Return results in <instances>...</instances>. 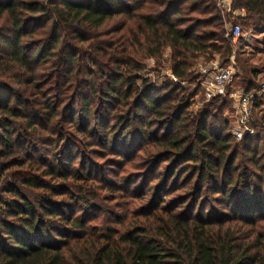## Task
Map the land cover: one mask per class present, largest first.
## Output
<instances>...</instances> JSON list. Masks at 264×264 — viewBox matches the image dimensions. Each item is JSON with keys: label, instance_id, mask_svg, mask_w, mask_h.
<instances>
[{"label": "trees", "instance_id": "1", "mask_svg": "<svg viewBox=\"0 0 264 264\" xmlns=\"http://www.w3.org/2000/svg\"><path fill=\"white\" fill-rule=\"evenodd\" d=\"M144 4L148 6L145 12L137 15L139 23L134 41H131L135 51L128 44L118 52L117 46L113 49L110 44L88 43V50L84 52L82 47H75L78 43L61 41L60 30L69 28L79 44H85L81 42L89 38L91 30L114 16H131ZM184 4L186 7L180 9ZM232 6L245 11L246 15L241 19L245 23L264 25V0H232ZM215 9V3L211 7L208 0H0V15L8 17L12 31L9 42L0 44L7 49L5 52L9 54L12 66L16 64L32 75V61L51 64L55 82H58V87L52 91L58 94V104L54 107V103L42 104V111L39 110L34 118L20 95L12 92L7 96V85L0 84V159L3 160L0 162V181L12 166L21 167L26 163L30 166L27 173L0 183V264H264V235L257 233L249 239L250 234L243 231V227L254 229L255 218H264V123L259 125L254 139H241L250 154L251 167L246 165L239 170L240 167L233 165L239 154L238 148L234 151L227 135L214 133L208 127L216 124L213 114L208 109L196 113L184 111L190 107V98L196 92L188 97H172L180 87L170 82L152 96L154 89L147 85V79L141 80L145 87L139 90L135 84L141 77H130L131 70L126 68L130 66L134 71L143 68L131 54L137 55L140 51L146 57H155L169 46L173 52V76L189 82L198 80V88L200 74L194 75L191 70L193 61L200 56L210 59L212 53H216L226 62L232 53L223 22L217 13H213ZM31 20L37 22L44 35L51 22L49 41L23 58L19 42L22 36L34 32L35 29L28 30ZM116 53L130 58L115 61L114 72L105 75V94L124 102L135 91L133 101L148 108L158 121L159 132L162 130L157 143L164 148L153 162L158 166L160 162L168 161L162 175L164 187L171 186L172 192L186 188L177 205L171 206L161 204L165 194L158 189L151 208L152 213L156 210L157 214L142 211L140 216H149L150 220L142 224L130 223L122 230L110 226L89 227L82 216L66 215L65 211L75 206L65 200L68 191L64 184L67 180H79V177L80 180L91 178L84 172L61 170L64 161L70 165L76 158L72 157L69 143L63 156H56L55 152L52 163L45 160L49 165L41 164L37 159L39 166H33L28 155L29 138L23 137L25 133H15L13 126L16 119L25 121L26 127L37 128L42 120L51 126L61 112L70 127L74 126L73 119L78 115L79 124L74 128L82 135L88 133L94 137L95 129L89 128L90 99L84 97L80 111L67 115L75 97H71L72 91L68 94V87L58 79L80 83L77 81L82 80L80 74L91 75L86 65L90 68L101 65L103 57L108 60ZM3 55L0 52V58ZM257 88L250 86L245 91ZM219 99L213 98L207 105ZM220 104L225 106V100L221 99ZM171 108L173 111L170 112ZM129 118H121V129L131 126ZM261 119L264 121V114ZM226 125L223 121L220 129H225ZM53 135L55 139L51 145L62 147L70 141L69 133L63 129L52 131ZM258 148L261 150L256 151ZM54 178L62 183L59 186L50 184ZM22 189L40 193L29 197ZM54 195L63 198L56 200ZM206 195L222 206L220 210L209 212L210 216H205L203 204L209 198L198 203ZM86 196L81 198L87 204L96 199L93 193ZM161 214L168 216L169 222L163 221L159 217Z\"/></svg>", "mask_w": 264, "mask_h": 264}, {"label": "rangeland", "instance_id": "2", "mask_svg": "<svg viewBox=\"0 0 264 264\" xmlns=\"http://www.w3.org/2000/svg\"><path fill=\"white\" fill-rule=\"evenodd\" d=\"M208 3H210L211 7L215 3L216 9L213 10V13H217L220 16L226 32L231 27L239 25L242 35L238 37L236 43L232 44L230 42L232 53L228 61L223 62L219 54L212 53L210 59H207L206 56L196 58L193 61L195 64L191 70L194 75H199L202 69H212L215 66L224 67L227 64H232L236 72L231 83L226 87L225 96L214 97L220 99L211 105H207L212 100L206 98L201 85H198V88L196 87L198 80L196 82H189L188 80H179L174 77L171 70L173 52L169 46L164 47L161 53L155 57H146L140 51L137 55L131 54L135 55L136 59L134 57L133 59L139 61L143 68L139 71L132 70L130 66L126 68L131 70L129 72L130 77H141L135 84L139 90H143L145 87L141 80L147 79V85L154 89L151 94L152 96H154L157 89L162 91L163 85L170 82L180 87L172 97L177 96L179 98L181 95L188 97L196 92L190 98V107L184 111L196 113L200 110L208 109L213 114V119L216 123L215 126L208 125V127H211L214 133L217 132L222 136L227 135L228 143L234 151L238 148L239 154L236 155L233 165L240 167L239 170L246 165L250 168L251 166H249L248 161L250 154H247L246 146L241 142V139L244 137L254 139L255 134L260 129L259 125L264 123L261 119L264 110H254L250 120L243 122V118L240 117L237 110V98L234 95L237 90L246 92L245 89L250 86L259 87L260 83L264 81V25L254 26L251 23L242 21L241 19L245 17L246 13L243 9L234 8L232 0L230 6H226L223 14L217 8L216 0H208ZM147 6V4H144L135 14H132L133 16H114L101 27L91 30L89 38L85 42H81L85 44H79L71 32L72 30L69 28L60 30L61 41H67L72 44L78 43L75 47H82L84 52L88 50V43H97V45L100 43L98 46L110 44L113 49L117 46L119 47L118 52L119 49L121 50L127 44L135 48V44L131 41H134L136 27L139 23L137 15L145 12ZM185 7L186 4L180 6V9H184ZM36 23L33 20L29 21L28 30H35L22 36L19 42L21 43L20 51L22 52L20 53L23 58L49 41L51 22L47 24L48 33L45 35L41 34V30ZM11 33V23L8 17L5 14H1L0 43H5L3 41L9 42ZM129 49L131 50V48ZM5 51L7 49L0 44V52L5 54L3 58H0V84L5 83L7 85L9 89L5 91L7 96H10L12 92L19 94L22 99L21 101L25 102L27 111L33 118L39 114V110L42 111V104L54 103L53 107L56 106L58 104V99L56 100L58 94L52 91H55V88L58 87V82H55L53 66L44 62L36 63V61H32L30 69L33 70V74L30 75L18 68L16 64L12 66L9 54ZM140 54L142 56H139ZM98 55L100 56V54ZM111 55L112 58L108 60L103 57L102 62H100L101 65L92 68L86 65L91 71V75L90 77H86L84 74H80L79 77H82V80H77L80 83H75V81L70 82V80L68 81L65 78L58 79L62 80L61 83L68 87V94L72 91L71 97H75L73 108H70V112L68 111L67 115L72 111H77V113L80 111L81 106H83L82 100L84 97L90 99L89 115L91 116V121L89 128L95 129L96 133L94 137L88 135V133L87 135H82L77 128H74L75 125L79 124L78 115L73 119L74 126L70 127L67 121H64L65 115H61V112H59L60 117L55 118L51 126L45 124L44 120H38L40 123L38 125L41 126L37 128L26 127V122L21 119L13 120V126L16 131L15 133H25L23 137L29 138L31 148L28 155L32 159L33 166H39L36 161L37 159L40 160L41 164L49 165L46 161L48 160L52 163L53 158L51 157H54L52 154L56 152V156H59V154L63 156V150L66 149L69 143L71 145L72 157L76 158L70 165L65 164L66 162L64 161L61 170L66 171L68 169L80 174L84 172L91 178L89 180H80L79 177V180H67L64 184V187L68 191L64 195V198L75 206L73 209L68 208L65 211L66 215L82 216L89 227L100 229L110 226L122 230L130 223L142 224L144 221L150 220L149 216H140V213L142 211L145 213L150 211L152 213L151 208L155 201L154 193L158 189H161L165 194L164 197H161L163 200L161 204L171 206L172 204L177 205L178 198L185 195L182 194L185 193L186 188H180L172 192L171 186L164 187L162 175L165 173L168 161L160 162L158 166L153 162L155 159H158V155H161V151L164 148V146L157 143V138H159L162 130L159 132L158 121L156 122L155 118L150 114L149 109L133 101L135 91L124 102L108 98L105 94V75L114 72L116 69L115 61L120 62L122 58H130L127 55H123L125 57H122L121 53ZM242 67L246 68V71ZM199 76L200 81L203 75L200 74ZM27 81L30 82L28 83ZM50 82L54 85V88ZM195 89L197 90L195 91ZM249 92H253V90ZM105 99L108 101H105ZM221 99L225 100V106L220 104ZM13 100L14 97L12 96L11 104H13ZM70 103L69 101L68 105ZM174 105L177 104L174 103ZM171 111H173L172 108L170 109ZM123 117H130L131 126L127 128L128 130L125 129L126 127L121 129L123 127L121 118ZM223 121L227 125L225 129H220ZM245 127L250 131L247 132ZM61 129L69 133L70 137L68 138L70 141L66 142L64 146L62 145V147L51 145V141L55 139V136H52V131L57 132L61 131ZM238 130L243 134L241 138L236 137L234 134ZM104 137L105 140H103ZM104 141L108 142V144L104 143ZM258 150H261V148H258L256 151ZM195 153L198 152L195 151ZM228 153H231V151ZM2 161L0 159V162ZM1 167L2 165H0V169ZM29 169L30 166L27 163L21 167L12 166L4 172L6 177H2L1 181L4 179L12 180L15 176L19 177L21 174L27 173L25 171ZM40 171L38 172L39 174L42 173ZM46 179L50 178L46 177ZM182 179L183 176L180 180ZM52 181L48 182L50 184H58V186L62 183V181L56 178ZM22 192L29 197H34L40 193V191L26 189H22ZM89 193L96 195V199L89 204L82 202L83 198L81 197ZM61 198L63 196H53V199L56 200ZM207 198H209L207 195L203 199L200 198L198 203H203ZM203 204H205V216H210V213L215 209L220 210L222 208L211 197ZM153 212L157 214L156 210ZM159 217L163 221L169 222L170 220L168 216L162 214ZM213 218H215V215ZM255 222L256 225L253 230L243 227V231L250 234L249 239H252L257 233L264 235V218H255Z\"/></svg>", "mask_w": 264, "mask_h": 264}, {"label": "built area", "instance_id": "3", "mask_svg": "<svg viewBox=\"0 0 264 264\" xmlns=\"http://www.w3.org/2000/svg\"><path fill=\"white\" fill-rule=\"evenodd\" d=\"M231 4V0H216L217 8L223 14L226 6ZM235 14V12H234ZM237 16V14H235ZM242 35L239 25L231 27L227 31L226 37L234 44L238 37ZM235 68L232 64H227L224 67L215 66L212 69H202L199 73L203 75L200 80V85L207 99L214 97L225 96L226 87L231 83L232 78L235 76ZM234 97L237 98L236 107L243 122L250 120L252 113L256 109L264 110V81H262L257 90L253 92H244L237 90ZM246 131H250L247 127ZM235 136L242 137L241 131H236Z\"/></svg>", "mask_w": 264, "mask_h": 264}]
</instances>
